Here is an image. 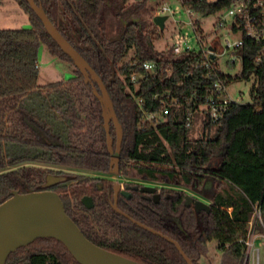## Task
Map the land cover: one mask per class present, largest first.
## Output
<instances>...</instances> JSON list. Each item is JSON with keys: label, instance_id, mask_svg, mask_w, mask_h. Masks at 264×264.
<instances>
[{"label": "trees", "instance_id": "16d2710c", "mask_svg": "<svg viewBox=\"0 0 264 264\" xmlns=\"http://www.w3.org/2000/svg\"><path fill=\"white\" fill-rule=\"evenodd\" d=\"M37 2L105 84L112 78L114 63L116 80L108 90L124 131L121 175L161 186L160 194L135 192L129 200L122 198L119 207L133 219L178 242L195 264L212 241L221 247V264H245L246 240L257 207L264 225V62L257 64L260 49L245 45L240 52L242 73L228 78L230 83L252 81L250 94L255 102L262 103L261 110L255 105L232 106L217 124L204 113L195 112L192 126L188 127V111L196 108L195 101L200 103L201 97L211 93L215 77H208L206 69L193 67L191 54L174 56L170 49L157 51L155 42L161 36L138 20H126L122 40L108 38L107 9L115 11L123 23L125 18L118 8L127 0ZM18 3L32 26L0 29V204L13 191H54L61 195L67 214L94 244L142 264H187L173 244L132 224L110 207L108 192L113 182L102 177L110 174V158L101 106L92 85L86 84L77 71L71 79L38 86L42 45L53 56L72 61L47 34L29 4L25 0ZM135 3L133 17L145 10L144 0ZM192 4L197 10L215 14L227 6V1L206 4L195 0ZM130 52L133 57L125 63ZM147 61L157 63L160 72L145 71L142 64ZM170 69L172 74L167 72ZM135 75L140 77L137 83L132 81ZM48 90L58 96L53 100L44 98L41 94ZM164 93L179 98L182 104L171 109L166 123L162 119L145 123L146 114L161 111L160 103L153 98ZM88 103H92L93 118L88 116L92 109L86 108ZM48 110L61 114L55 119ZM12 111L19 116L17 120L12 118L17 125L13 130L6 119ZM88 120L89 135L80 137ZM50 125L65 126V135L66 131L73 132L71 138L65 136L67 145L60 136L49 134L58 133ZM74 128L81 131L74 132ZM115 135L111 125L113 139ZM53 167L99 176H64ZM201 189L210 195L209 211H197L192 203L188 204L189 192L199 193ZM86 196L93 198V209L82 204ZM6 264L78 263L60 242L39 239L11 254Z\"/></svg>", "mask_w": 264, "mask_h": 264}, {"label": "water", "instance_id": "95a60500", "mask_svg": "<svg viewBox=\"0 0 264 264\" xmlns=\"http://www.w3.org/2000/svg\"><path fill=\"white\" fill-rule=\"evenodd\" d=\"M36 16L41 20L45 31L59 46L62 52L70 58L75 68L83 75L86 84H91L93 94L102 106V117L106 131L107 145L110 153V167L112 174L120 173L122 143L124 139L123 127L120 124L114 102L109 94V87L116 80V71L112 63V78L105 84L87 60L75 49V47L59 32L49 19L41 3L37 0H25ZM141 1V0H135ZM167 17H155L154 23L161 30L165 29ZM126 23H124V29ZM125 31L117 40H122ZM212 49V48H211ZM97 85V87L95 86ZM111 124L116 131V149L113 148L114 140L111 137ZM115 210L129 218L127 214L117 207L120 185L115 184ZM157 189L151 186H143L142 193H156ZM157 197H159L157 195ZM188 204L195 200L187 196ZM87 209H93V198L86 196L82 199ZM197 211L210 210V205L203 201L194 202ZM141 229L159 236L170 244H173L187 264H195L183 251L178 242L165 236L143 223L132 221ZM39 239H54L68 250L78 264H142L122 255L106 250L91 242L83 234L79 226L67 214L61 195L54 191H37L20 193L13 191L9 199L0 204V264H6L10 255L19 249L28 247Z\"/></svg>", "mask_w": 264, "mask_h": 264}, {"label": "built area", "instance_id": "2783aa9c", "mask_svg": "<svg viewBox=\"0 0 264 264\" xmlns=\"http://www.w3.org/2000/svg\"><path fill=\"white\" fill-rule=\"evenodd\" d=\"M176 1L178 5L173 6L170 4V0H164L163 5L154 13V18L167 17V20L170 17L173 18V29L168 49L172 51L174 56H180L186 53L191 54L193 57V67L197 69H206L208 77H215L211 87V93L207 97H201L200 103L195 101L194 104L196 108L188 111L186 117L187 126H192L195 112L204 113L213 124H217L232 106L255 105L258 106L257 110L260 111L262 103L255 102L251 94L248 99L244 96L234 98L230 94L229 84L232 82L230 83L228 77L239 76L242 73L243 58L240 52L247 44L256 46L260 49L257 64L261 65L264 62V0H225L227 1V6L219 9L215 14H208L207 11L197 10L192 4L195 0ZM199 1L206 4H216L223 0ZM217 15L219 17L212 26L216 35L223 31L226 32L230 38H233V36H240L239 39L228 38L226 41L227 52H232V57H230L228 61V66L236 67L237 64H240L241 70L239 74L223 72L221 70L219 54L216 47L207 42L205 28L206 20L209 17ZM142 68L153 74L160 72L159 65L155 62H144ZM167 72L172 74L173 69ZM221 74L226 76V78H223ZM139 79L140 77L136 75L132 77L134 83L139 82ZM153 99L160 103L161 111L158 113L146 114L145 123L148 121H156L158 123L160 119H162L163 123H166L167 116L170 114L171 109L179 107L182 104L179 98L173 97L170 93L157 94ZM138 103L142 105L143 100L139 99ZM256 215L263 225L261 210L258 207L255 210L254 216ZM250 225L251 228L246 240V246L249 252L255 247V243L257 242L256 239L251 237L253 222H251Z\"/></svg>", "mask_w": 264, "mask_h": 264}, {"label": "rangeland", "instance_id": "374dc122", "mask_svg": "<svg viewBox=\"0 0 264 264\" xmlns=\"http://www.w3.org/2000/svg\"><path fill=\"white\" fill-rule=\"evenodd\" d=\"M143 1V0H141ZM135 0H127V3L125 4V7L123 9L118 8V12L123 13L124 15V21L126 22L127 19H135L139 22L148 25L150 30H153L156 32V34H159L161 36L160 40H157L155 42L156 50L159 52L167 51L170 46V37L171 32L173 29V18L170 17L166 22L165 30H160L157 25L154 23V13L163 5L164 0H144L145 2V10L144 12H141L138 16L133 17L131 10L133 6H135ZM170 4L173 6L178 5V2L176 0H170ZM219 16L209 17L206 20L205 28H206V34H207V42L210 45H214L217 49V52L219 54V62L221 65V70L225 73L230 74H239L241 70V65L237 64L236 67H230L228 66V61L230 60V57H232V52H227L226 41L231 39L226 32H220L218 35L215 34L213 30V25L215 24L216 19ZM123 21V22H124ZM32 26L30 17L28 14L25 13L23 8L18 3V0H3L0 2V29L1 30H20L25 29V27ZM106 36L108 38L114 39L117 38L118 35L120 36L122 33V30L124 29L123 23L119 20V18L116 16L115 11L112 9H107V16H106ZM240 36H233L232 39H239ZM133 57V52H130L128 57L124 60V62H129L130 59ZM38 79L37 84L40 87L47 86L56 82H62L68 79H71L77 75V70L73 63L69 62L68 60L61 59L59 57L53 56L50 53V50L47 46L42 45L39 51V62H38ZM253 87V82H245L242 80H236L233 81L231 84H229V91L230 94L237 98L239 96H244L246 99L250 97L251 89ZM44 98H48L50 100L55 99L58 96L57 92L53 91H46L45 93L42 92ZM49 105V104H48ZM96 106V105H95ZM50 107V105H49ZM91 108L89 110L88 116L90 118H93V106L92 103L86 104V108ZM40 110V108H39ZM13 112V111H12ZM37 112V111H36ZM41 112H38V115H40ZM46 113V112H45ZM48 114L51 113L50 110L47 111ZM52 114V113H51ZM59 115L61 112L58 113ZM10 115V116H9ZM6 116V119L9 121V127L12 128V130L17 126L15 125V122L12 118L15 120L19 119L15 112L9 114ZM54 118L56 119L58 116L56 114H53ZM89 118V119H90ZM85 125L84 129H81V133L78 135L81 137H86V134L88 133V127L89 122ZM80 123V122H78ZM22 125V124H21ZM57 125V124H56ZM51 126V125H50ZM54 126V125H52ZM51 130H55L58 133L50 132L49 134H56L63 138L64 145H67V142H65V136L67 138H71V135L73 132L66 131V134H64L66 127L63 125H59L58 127H52ZM65 127V128H64ZM54 128V129H53ZM74 132H80L76 128H74ZM49 136H47L48 139ZM29 138L34 139L32 135H29ZM73 138V137H72ZM99 148L96 147V150ZM40 167L39 165H36ZM42 168H48L46 166H42ZM54 170L60 171L64 176L65 174H83L86 177H98L97 175L91 174V173H80L72 168L68 167H53ZM121 169V168H120ZM113 170V168H111ZM131 172V178H134L133 171ZM110 175L113 174H106L103 175L104 178H109L114 180H120L118 177H111ZM63 178V176L61 177ZM130 178V177H129ZM156 186V185H155ZM161 189V186L158 187ZM253 227H252V234L251 237L253 239H256L257 242L255 243V247L249 252L247 248V256L245 258V264H264V228L261 223V220L256 216L252 219ZM251 228V225L249 226V230ZM254 230V231H253ZM254 251V253H253ZM223 258V253L221 251V247L219 246L218 242L212 241L208 243V250L207 253L199 260L198 264H221Z\"/></svg>", "mask_w": 264, "mask_h": 264}, {"label": "flooded vegetation", "instance_id": "af4514ba", "mask_svg": "<svg viewBox=\"0 0 264 264\" xmlns=\"http://www.w3.org/2000/svg\"><path fill=\"white\" fill-rule=\"evenodd\" d=\"M125 6V3H122L121 5V8L123 9V7ZM120 8V9H121ZM122 15V19H124V15L123 13H121ZM124 21V20H123ZM124 23L125 21L123 22V27H124ZM122 34V33H121ZM121 36V35H120ZM119 37V36H118ZM117 37V38H118ZM116 38V39H117ZM77 70V69H76ZM78 71V70H77ZM101 106V104H100ZM101 111H102V106H101ZM104 124V123H103ZM113 125V124H111ZM114 126V125H113ZM115 129V128H114ZM111 133V131H110ZM115 134H116V131H115ZM107 137V136H106ZM112 137V136H111ZM114 140V144H113V148L116 149V135H115V138L113 139ZM105 147H106V151L108 152V155H109V158H110V153H109V150H108V145H107V138H106V144H105ZM121 163V162H120ZM110 174L111 173V167H110ZM111 177H118L120 178V180H112L113 184H112V188L109 190L108 192V202H109V205L110 207L113 209V211L115 213H117L118 215L122 216L123 218H125L126 220H128L129 222H131L132 224L136 225L135 223H133L132 221H137L135 219H133L130 215H128L124 210H122L120 207H119V202L120 200L123 198V199H131L134 195L135 192H141V188L143 186H151V187H155L157 189L156 193L154 194H160L161 193V189H159L158 185L155 186V184H151V183H143V182H140V181H137V180H132V179H128L124 176L121 175V171L118 175H110ZM104 177V176H102ZM109 179V178H108ZM118 183L120 185V191H119V194H118V200H117V207L119 210H121L122 212H124L125 214H127L129 216V218H126L125 216L121 215L120 213H118L115 208H114V205H115V184ZM142 194H151V193H142ZM189 194L194 198L195 201H203L205 203H207L208 205H211L212 202L210 201V195L208 193L207 190L205 189H201L199 193H194V192H189ZM153 195V194H151ZM194 201V202H195ZM194 202H192V204L194 205ZM94 203V201H93ZM83 204V203H82ZM195 206V205H194ZM94 207H95V204H94ZM139 222V221H137ZM141 223V222H140ZM138 226V225H136ZM147 226V225H146ZM139 227V226H138ZM164 235V234H163ZM166 236V235H165ZM159 237V236H158Z\"/></svg>", "mask_w": 264, "mask_h": 264}, {"label": "crops", "instance_id": "0c3cea01", "mask_svg": "<svg viewBox=\"0 0 264 264\" xmlns=\"http://www.w3.org/2000/svg\"><path fill=\"white\" fill-rule=\"evenodd\" d=\"M31 28V25L30 26H28V27H25V29H30Z\"/></svg>", "mask_w": 264, "mask_h": 264}]
</instances>
